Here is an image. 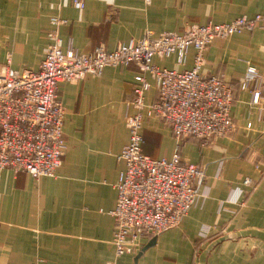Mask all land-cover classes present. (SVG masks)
<instances>
[{
	"label": "crops",
	"instance_id": "0c3cea01",
	"mask_svg": "<svg viewBox=\"0 0 264 264\" xmlns=\"http://www.w3.org/2000/svg\"><path fill=\"white\" fill-rule=\"evenodd\" d=\"M81 1L84 8L77 10L72 0H0V67L36 72L49 45L52 19L66 21L59 29L62 51L71 44L87 54L96 47L112 52L145 36L182 34L191 25L264 14V0ZM194 55L190 48L183 66L174 57H154L151 64L188 71ZM247 66L264 77L262 29L214 40L204 52L200 73L220 76L237 94ZM139 75L150 85L141 112L143 153L154 160L179 154L182 163L202 168L204 196L178 227L146 237L134 253L117 257L111 212ZM57 96L64 109L66 152L55 177L0 171V264H264V118L248 105L249 93L232 105L234 133L209 146L195 138L177 141L160 118L147 115L157 100V86L135 64L62 83ZM245 178L255 188L244 189L245 196L235 203L234 191ZM202 229H209L206 237Z\"/></svg>",
	"mask_w": 264,
	"mask_h": 264
},
{
	"label": "built area",
	"instance_id": "2783aa9c",
	"mask_svg": "<svg viewBox=\"0 0 264 264\" xmlns=\"http://www.w3.org/2000/svg\"><path fill=\"white\" fill-rule=\"evenodd\" d=\"M75 9L84 8L81 0H72ZM66 21L52 19L46 37L49 45L36 72L17 73L0 67V171L24 172L34 179L54 178L62 164L66 146L62 139L64 109L57 89L62 83H76L88 76L97 77L106 67L138 66L157 86V100L147 115L160 118L177 141L195 138L202 144L228 137L234 130L230 110L250 95L248 105L258 109L261 119L264 104V77L247 66L239 92L234 93L220 76L200 73L204 52L214 40L264 30V14L236 18L227 24L187 26L182 34L165 33L157 38L119 44L112 52L96 47L81 54L68 45L61 49L59 29ZM195 51L191 70H159L151 64L154 57H174L176 64L186 63L187 51ZM130 102L134 113L126 118L129 134L118 160L123 163L115 186L117 199L111 216L115 221L112 243L117 257L134 253L141 241L179 226L188 212L204 196L202 168L182 163L179 154L172 159L154 160L143 153L141 135L143 97L150 85L139 75ZM247 128L251 124H247ZM255 183L245 178L234 191L233 202L245 196L244 189ZM203 230V229H202ZM209 229L201 235L206 237Z\"/></svg>",
	"mask_w": 264,
	"mask_h": 264
},
{
	"label": "rangeland",
	"instance_id": "374dc122",
	"mask_svg": "<svg viewBox=\"0 0 264 264\" xmlns=\"http://www.w3.org/2000/svg\"><path fill=\"white\" fill-rule=\"evenodd\" d=\"M260 109L263 110V111H262V112H263V116L261 117V118L263 119V118H264V109H263L262 107H259V112H260ZM230 117H231V110H230ZM231 120H232V117H231ZM232 122H233V120H232ZM233 125H234V122H233ZM235 129H236V128H235V125H234V130H233V132H232L229 136H231V135L234 133ZM229 136H228V137H229ZM213 141H214V140H213ZM213 141H212V142H213ZM212 142H210V143H206V144H202V142H200V143H201L202 146H209Z\"/></svg>",
	"mask_w": 264,
	"mask_h": 264
},
{
	"label": "water",
	"instance_id": "95a60500",
	"mask_svg": "<svg viewBox=\"0 0 264 264\" xmlns=\"http://www.w3.org/2000/svg\"><path fill=\"white\" fill-rule=\"evenodd\" d=\"M154 241H155V239H153L145 248H143L142 249V252L145 250V249H147L148 247H150L151 245H153V243H154ZM139 255H140V253H139Z\"/></svg>",
	"mask_w": 264,
	"mask_h": 264
}]
</instances>
